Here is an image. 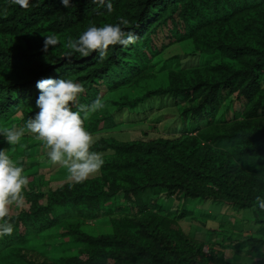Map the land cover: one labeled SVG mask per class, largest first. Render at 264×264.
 I'll use <instances>...</instances> for the list:
<instances>
[{
    "label": "trees",
    "instance_id": "16d2710c",
    "mask_svg": "<svg viewBox=\"0 0 264 264\" xmlns=\"http://www.w3.org/2000/svg\"><path fill=\"white\" fill-rule=\"evenodd\" d=\"M111 3L108 13L106 5L88 0H71L68 8L60 0H30L28 9L0 0V127L21 128L35 116L36 84L43 78H72L85 87L78 103L91 104L148 73L168 75L166 87L111 101L120 109L148 104L141 125L154 108L164 112L134 139L95 140L93 150L105 161L98 175L46 192L33 183V165L13 158L32 180L24 209L11 213L13 233L0 237V264H232L215 248L206 254L204 246L207 236L228 224L229 215L230 234L264 237V211L256 202L264 198V0ZM120 17L129 20L126 31L136 35L134 45L110 46L104 59L96 53L63 58L61 38L82 34L75 30L78 23L102 26ZM44 35L57 36L61 44L45 52ZM182 41L192 43L195 65L181 62L178 54L157 65L163 50ZM114 116L105 111L91 129L112 126ZM10 147L0 136V149ZM162 191L168 194V212L151 202ZM179 199L184 203L170 209ZM207 201L205 210L201 205ZM187 202L195 203L201 218L215 222L214 228L190 216ZM86 220L104 226L96 234L92 227L80 229ZM63 221L66 241L29 242ZM252 264H264V256Z\"/></svg>",
    "mask_w": 264,
    "mask_h": 264
},
{
    "label": "clouds",
    "instance_id": "9594fccd",
    "mask_svg": "<svg viewBox=\"0 0 264 264\" xmlns=\"http://www.w3.org/2000/svg\"><path fill=\"white\" fill-rule=\"evenodd\" d=\"M29 2L30 0H11L12 4L18 5L23 9H28ZM60 2L65 8L70 7L71 0H60ZM88 2L101 6L106 5L107 12H113L111 0H108L107 3L106 0H88ZM129 24L128 19L120 17L117 23H105L102 26L93 24L87 27L86 30H78L76 27L75 30L79 33L82 32V34L77 38H68L63 42V47L66 49L63 58L71 61L73 57L87 58L91 54L96 53L100 59H104L108 54L110 46L120 45L128 47L129 45H134L137 37L135 34L126 31ZM44 37L45 52L50 47L54 49L61 44V40L55 35H44ZM149 75L150 73L147 76ZM145 78L141 76L139 77L141 79L139 83L134 85L127 84L122 87L133 88L141 84ZM165 84H159L154 87H166L167 85ZM36 87L39 89L40 94L36 100L35 107L39 111L36 112L34 117H29L21 128L0 127V136L11 146L10 149L12 151L15 150V146L20 144L22 138L26 135L34 138L35 141L41 144L48 163L64 169L69 181L83 183L90 176L98 173L105 163L102 154L93 150L96 141L92 133L85 127V121L91 114L104 108L108 99L103 101L100 97H97L91 104L78 103L80 95L85 92V87L72 78H43L37 81ZM110 93L112 92L108 94ZM108 94L105 93L101 97L104 98ZM125 96L128 95H124L123 97L125 98ZM73 105H75L76 110H73ZM31 180L32 178H29L25 174V169L18 165L10 155L9 149H0V237L13 233L11 213L13 208L17 210L24 209L25 191ZM163 193L164 200L162 201L160 198L163 197H158V194L154 195V197L158 200L161 207L163 205L164 211L168 212V194L166 192ZM171 196L176 199L174 194ZM174 201V205L172 202L170 203V209L179 204L178 202L184 203L181 199ZM256 202L259 209L264 211V198L258 196L256 197ZM190 205L192 207H189ZM187 206L190 216H194L196 213L195 203L187 202ZM253 207H256V205ZM208 208L209 206L205 210ZM252 216L253 214L250 216L249 213V222L254 220ZM226 218L229 219V217ZM232 228L233 226L229 221L217 235L207 236V238H218L221 240V242L218 241L221 247H223V244L226 246L224 249L239 250L238 246L240 245L243 252L245 249L247 250L244 255L250 257L252 262L263 259L264 237L262 238V235L259 233L246 234V231H243L244 234H230L229 232L232 231ZM246 238L247 240L250 238L252 241L246 244L243 241ZM258 244L261 246L260 249H254ZM254 253H257L259 258Z\"/></svg>",
    "mask_w": 264,
    "mask_h": 264
},
{
    "label": "rangeland",
    "instance_id": "374dc122",
    "mask_svg": "<svg viewBox=\"0 0 264 264\" xmlns=\"http://www.w3.org/2000/svg\"><path fill=\"white\" fill-rule=\"evenodd\" d=\"M77 29L78 30H86L87 28H81V26H79V23H78ZM68 38L74 39L75 34L73 32H70L68 37H66L64 35V37L61 38V40L63 42H65ZM192 50H193L192 49V43L189 41H182L180 43H176L174 45H171L170 47L163 50V53L161 54V57L159 58V63L157 65H161V64L165 63L164 61L167 58L172 57L174 54H178L181 56V62L188 60L189 62H192L193 65H195L197 58H194L195 55L192 53ZM59 52H60V54L63 53V49H61ZM167 76L168 75L166 72H155L154 76H147L141 84H139L133 88L121 87L120 89L116 90L115 92H112V93L106 95L104 98L100 97L103 101L105 99H108V101L105 104L104 108H102L101 110L97 111L94 114H91L88 117V119L85 121V127L92 133L95 140H98L102 136H113L115 138L129 139V140L134 139L135 136L140 135L143 128H145L147 130L151 126L150 122H154L156 117L158 116L157 113L158 112H164V109L159 110V109L154 108L152 111H150V114L147 117L146 121L144 123H142L143 125H141V120L143 119L142 115H143L144 109L145 108L147 109L148 104H146V107L145 106L144 107L138 106L134 109H131L129 106H126V107H123L120 109L118 104L113 105L112 104L113 102H111V101L112 100L117 101V102L121 101L120 99L124 95H128L129 98H134L136 96L143 95L150 88H155L154 86L167 83V79H168ZM154 106H156V101L154 103ZM105 111L110 112V113L115 115L113 118L114 124L112 126H107V127H103V128H99L98 126H96V127H93V129H91L92 122L94 120H96L98 117L102 116ZM138 119H140V121H137ZM36 142L37 141H35L34 138H32V137H29L28 139L23 138L21 140V143L18 144L17 146H15V150L14 151L11 150V151L15 152V157H13L14 159H23L24 161L27 162L26 167L29 168L30 166L33 165L34 169H32L31 171L32 172L37 171V173L32 176V178L35 177L34 179H36V180H34L33 183L37 184L38 187H41V190H45L47 192L50 188L53 189V188L59 187L63 183H65L69 180L67 179V174H66V171L64 169L60 168L59 166L51 165L50 163H48L41 144L39 142L36 144ZM26 144L29 146H26ZM39 150H40V152H39ZM11 151H10V153H11ZM11 156H12V154H11ZM98 174H99V172L92 175V176H95ZM92 176H90V177H92ZM39 184H42L43 186H39ZM157 196L163 197V198H160L161 201L164 200V193L163 192L159 193ZM151 202L154 203L156 207H158V208L161 207L160 203L158 202V200L155 197L151 199ZM178 203H181V202H178ZM131 205L132 204L129 203V206H128L129 208L128 207L127 208H128V210H130L132 212L134 210V207H132ZM202 206H204V208H207L209 206L208 201L205 202L204 204H202L201 207ZM226 208L229 210V207H226ZM222 210H224V209H222ZM13 211H17V209L13 208ZM195 212H196L195 216H197V218L199 220L208 223V225H207L208 229L214 228L215 222H210L211 219L209 217L201 218L202 215H201L199 210L198 211L195 210ZM228 220L232 222L233 218L231 217V215H230ZM70 221L71 222L74 221V223L77 222V220L73 219V218H70ZM101 226H104V224L102 222H98V221L96 222V220H95L92 223L90 220H86V221H83V224L80 225V229L92 230V228H93L92 233L96 234V233H98L97 229H99ZM106 226H107V224H106ZM232 226H233V223H232ZM65 227H66L65 221H63L62 223H59L58 225H56L52 229V231L49 234H47L45 237H40V238L39 237H31L29 242L32 245L34 244V245L41 246L40 245L41 243L46 244V242H47V243H52V244L53 243L58 244L62 241H66L69 237H67L66 235L63 234V232L66 231ZM235 231L237 232V230H235ZM196 235L197 234H195V236ZM218 241L221 242V240H219L218 238L209 239V241L204 246V250L207 252V254H210L211 248H215L217 250V252H220L219 256H223L225 260L230 261L232 264H250V263H252V260L250 259V257H248L247 255L246 256L244 255L247 252V250L245 249L243 252V249L240 245L238 246L239 250L224 249L223 247H221V245L218 243ZM254 254L256 257L258 256L257 253H254ZM263 256H264V253H263ZM13 258H15V257H13ZM257 258H259V256ZM0 261H1V255H0ZM2 264H12V263L9 261V262H4Z\"/></svg>",
    "mask_w": 264,
    "mask_h": 264
},
{
    "label": "crops",
    "instance_id": "0c3cea01",
    "mask_svg": "<svg viewBox=\"0 0 264 264\" xmlns=\"http://www.w3.org/2000/svg\"><path fill=\"white\" fill-rule=\"evenodd\" d=\"M206 210H208V209H206Z\"/></svg>",
    "mask_w": 264,
    "mask_h": 264
}]
</instances>
